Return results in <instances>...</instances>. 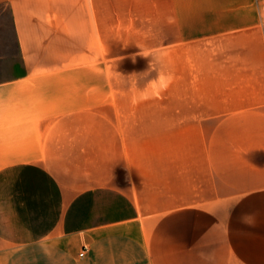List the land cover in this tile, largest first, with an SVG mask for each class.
Segmentation results:
<instances>
[{
	"label": "crops",
	"instance_id": "crops-1",
	"mask_svg": "<svg viewBox=\"0 0 264 264\" xmlns=\"http://www.w3.org/2000/svg\"><path fill=\"white\" fill-rule=\"evenodd\" d=\"M0 6L26 72L0 81V264H264L263 43L185 48L170 109L53 127L29 76L68 0Z\"/></svg>",
	"mask_w": 264,
	"mask_h": 264
},
{
	"label": "rangeland",
	"instance_id": "rangeland-1",
	"mask_svg": "<svg viewBox=\"0 0 264 264\" xmlns=\"http://www.w3.org/2000/svg\"><path fill=\"white\" fill-rule=\"evenodd\" d=\"M66 18L60 43L35 56L41 70L29 76L53 127H106L111 110L170 109L171 64L185 48L264 44V0H68ZM16 59L0 6V81L24 77Z\"/></svg>",
	"mask_w": 264,
	"mask_h": 264
},
{
	"label": "built area",
	"instance_id": "built-area-1",
	"mask_svg": "<svg viewBox=\"0 0 264 264\" xmlns=\"http://www.w3.org/2000/svg\"><path fill=\"white\" fill-rule=\"evenodd\" d=\"M84 251H85V249H84ZM79 256L82 257V254H80Z\"/></svg>",
	"mask_w": 264,
	"mask_h": 264
}]
</instances>
